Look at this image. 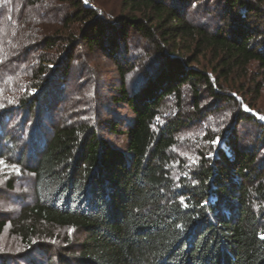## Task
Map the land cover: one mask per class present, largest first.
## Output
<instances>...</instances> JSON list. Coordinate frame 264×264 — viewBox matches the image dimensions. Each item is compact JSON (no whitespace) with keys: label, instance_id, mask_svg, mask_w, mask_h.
Listing matches in <instances>:
<instances>
[{"label":"trees","instance_id":"1","mask_svg":"<svg viewBox=\"0 0 264 264\" xmlns=\"http://www.w3.org/2000/svg\"><path fill=\"white\" fill-rule=\"evenodd\" d=\"M90 1L86 7L81 0H69L72 11L63 26L79 24L86 46L113 59L118 80L108 99L126 106L131 119L123 132L115 124L108 126L113 135L126 137V147L103 137L97 116L56 126L48 139L40 134L37 143L30 135L24 144L27 153H35V164L22 166L26 151H18L13 161L6 159L33 176L34 203L24 211L30 224L22 226V239L31 240L38 224L81 232L84 239L71 264H264V123L248 102V91L237 84L248 78L250 66L264 70V0H215L213 9L211 0H119L127 15ZM39 2L0 0V92H15L0 100L1 114L13 107L27 109V116L35 108L42 110L57 82L67 77V63L57 65L52 78L56 67L25 63L37 48L30 45L34 39L28 33H39L37 39L49 33L40 22L25 27L32 23L27 12L33 13ZM190 12L206 17L191 20ZM16 13L22 16L20 23ZM105 29L116 35L109 37ZM130 30L151 45L142 50L145 58L126 47ZM9 33H18L14 47ZM55 43L50 36L41 40L44 48ZM67 53L71 61L70 49ZM152 53L159 60L155 71L146 58ZM129 75L145 81L134 88ZM251 84V94L258 95L260 84ZM204 94L220 103H234L231 94H236L248 111L236 110L237 123L219 134L225 148L214 147L213 160L197 150V164L188 169L174 150L183 132L212 112L201 108ZM171 98L174 111L163 117L161 110ZM5 118L1 115L0 122ZM240 123L257 130L244 146L237 132ZM40 124L36 120L30 134ZM0 136L5 144L0 158L5 160L6 142H12L3 131ZM215 137L206 131L192 146L208 152ZM4 226L0 221V232Z\"/></svg>","mask_w":264,"mask_h":264},{"label":"rangeland","instance_id":"2","mask_svg":"<svg viewBox=\"0 0 264 264\" xmlns=\"http://www.w3.org/2000/svg\"><path fill=\"white\" fill-rule=\"evenodd\" d=\"M68 1L69 0H41L38 5L31 8L33 13L27 12V16H29V19L31 18L30 20L32 23L29 21L27 22L29 23L27 24L28 26H25L33 29L32 27L40 22L42 26L49 27V33H43L41 39H37L40 37L39 33H28L31 39H34V43H30V45L36 44L37 48L27 56L25 63L30 65V67L34 66L37 68L40 61H44V64L47 66L56 67L51 78L54 74L59 72L60 66L57 65L67 63L69 67L65 81L57 82V84L55 83V90L51 93V96H48L46 99L49 103L45 104L42 110H39V108L33 109L30 116H27V109L22 110L17 107L8 109L3 108V114H1L0 111V117L1 115L2 117L3 115L6 116V118L0 122V132L3 131V134H7V139H10L12 142H6L8 150L4 153L5 160L0 158V161H3V163L0 164V221H4L5 223L4 228L0 232V264H49V262L53 264H71L73 261L72 258L77 255L81 241L84 239V234L79 231L50 227L44 224L37 225L36 233L39 234L38 236H35V233L33 238L27 242L26 239H22L20 235L22 226L30 224L24 211L26 207L34 203L32 192L33 176L25 172L21 167L14 166L11 162H6V159L11 161L15 160L18 156V151H26L27 153L28 148L25 147L24 141L29 139L30 135L33 141L37 139L35 140L37 143L41 138L40 134L46 140L52 135V129L56 126L79 121L80 118L83 117L95 118V116H97V118L100 119V126L104 127H102L104 129L102 134L103 137L117 147L122 149L126 147V137L117 133L113 135L108 126L109 123L115 124L117 130L123 132L125 125H127L131 119V113L126 106L113 105L108 99L111 93H114L111 88L116 86L118 80L114 61L112 58L105 56L102 50L90 49L86 46L80 34L79 24H73L69 27L63 26L65 15H68V13L72 11ZM81 1L84 5L85 0ZM99 1L104 4L106 9L116 14H128V12H124L119 6V0ZM214 1L215 0H211L208 3L212 9L216 4ZM88 3L91 5L90 0H88ZM34 15L35 17L32 19ZM16 16L18 17L19 13H16ZM37 16L39 20L36 19ZM17 17L14 16L16 20ZM21 17L20 14L17 23H20ZM205 17L203 13L195 15L190 12L191 20L198 21ZM106 33L109 34V37L115 34L111 30H108ZM128 33L127 42L125 44L128 50L131 49L133 53L141 52L140 54L145 58L146 52L144 51L143 53L142 50L145 49V47L149 49L151 45L142 37L135 35L131 30ZM11 35H9L12 38L10 46L14 47L17 41H19L18 33H16V35ZM48 36L53 37L56 42L55 46L51 49L44 48L43 44H41V40ZM71 40L73 42H71ZM70 44L72 45L71 48L69 47ZM20 46H23V44ZM68 49H70L69 55L73 57L71 61H69ZM121 53H123V46L121 50L118 49L117 56H122ZM189 55L188 53L187 56ZM146 58H148V61L152 64V66L150 64V67H152L151 69L155 71L159 61L157 54L152 53ZM201 63L204 64L205 61H201L200 64ZM9 65H12V63ZM2 72L3 70H0V73ZM248 75V78L242 82L237 80V84L242 85L243 89L248 91V102L260 113V117H264V70L253 65L250 66ZM30 76L34 77V74H30L29 77ZM47 76L49 77V74ZM132 77V75H129L128 80L131 81L133 79L130 83L134 84V88L140 87L145 81V78L140 75L135 78ZM24 80H26L25 77ZM252 81H256L260 84L261 90L258 95L251 94L253 91ZM14 93L15 92L10 90H7L6 94L0 92V100H2V98L9 99L15 96ZM182 93L184 97L187 98L186 100H188V89H183ZM231 95L236 97L234 103H220L211 98L208 94H204L202 97L201 108L204 110L203 112L210 110L212 112L199 123L190 125L181 135L179 139L180 143L174 150L180 162H182L185 167H188V169L195 167L197 164V150L210 153L208 156L206 155V157L213 160L216 156L214 147L218 146L220 149L225 148L224 141H222L220 135L224 132H229V129L237 123L234 119V114L236 110L244 109L245 106L242 104L239 96L236 94ZM171 106H173L172 98L166 101L161 110V116L168 117V114L174 111L169 108ZM43 119H47V121L43 122ZM36 120L41 121V124L30 134L31 129L36 127ZM206 131L217 133L218 137L215 138L221 139L220 144L211 143V145L208 146V152L204 151L203 147H201L202 149H196L192 146L196 142L194 139H196L197 135L201 138ZM237 132L243 146L251 143L253 137L257 136V130L254 129L250 123H240L237 126ZM205 138L206 141L209 140L207 139L208 136ZM186 141L190 143L184 144ZM206 141L202 142V144L207 143ZM26 142L34 145L31 140ZM2 143L3 138L0 136V152L5 146V144ZM252 145L255 144L252 143ZM40 148L41 146H38L37 150ZM261 152L262 155H264V148ZM32 153L33 152L30 151L26 154L22 166H33L35 164V153ZM180 169L178 162L174 167V178L176 181L179 180L180 176L178 172H180ZM10 183L11 185H9Z\"/></svg>","mask_w":264,"mask_h":264},{"label":"snow or ice","instance_id":"3","mask_svg":"<svg viewBox=\"0 0 264 264\" xmlns=\"http://www.w3.org/2000/svg\"><path fill=\"white\" fill-rule=\"evenodd\" d=\"M194 6H195V5H194ZM246 110H247V109H246ZM258 119L264 120V117H260V116H258ZM211 143H214V144H220V143H221V139H220V138H214V139L211 141ZM2 163H3V161H0V164H2ZM181 203L183 204L184 201H181ZM260 239L264 240V234H262V235L260 236Z\"/></svg>","mask_w":264,"mask_h":264},{"label":"water","instance_id":"4","mask_svg":"<svg viewBox=\"0 0 264 264\" xmlns=\"http://www.w3.org/2000/svg\"><path fill=\"white\" fill-rule=\"evenodd\" d=\"M84 6H86V7H90V6H91V5L88 3V0H85V1H84ZM246 109H247V107L244 106V110H245V111H248V109H247V110H246ZM256 117H257V119H258V115H257ZM258 120H259L260 122L264 123V120H261V119H258Z\"/></svg>","mask_w":264,"mask_h":264}]
</instances>
